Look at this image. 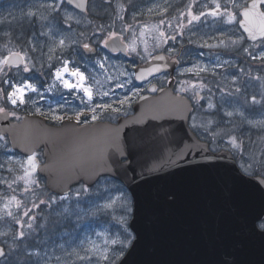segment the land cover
Wrapping results in <instances>:
<instances>
[{
    "label": "rangeland",
    "instance_id": "374dc122",
    "mask_svg": "<svg viewBox=\"0 0 264 264\" xmlns=\"http://www.w3.org/2000/svg\"><path fill=\"white\" fill-rule=\"evenodd\" d=\"M245 2L89 0L87 13H79L62 0H0V72L15 50L27 53L32 72L58 59L47 83L22 69L13 71L12 80L0 75V98L5 96L14 113L55 123L111 120L130 113L146 88L135 83L134 66L160 51L176 53L179 88L194 101L192 128L212 150L230 149L240 168L252 174L251 150L227 131L216 132L206 118L213 112L236 118L259 131L264 144V68L251 67L248 59L240 65L232 57L254 52L263 61L253 65L264 64V42L258 50L243 49L235 15ZM114 34L127 42L126 54L106 50L104 42ZM86 41L97 46V56L83 53ZM158 79L167 84L165 76ZM41 158L40 152L18 154L0 134V243L7 249L0 264H115L133 239L128 190L104 177L53 195L37 173ZM34 202L47 212L43 224Z\"/></svg>",
    "mask_w": 264,
    "mask_h": 264
},
{
    "label": "water",
    "instance_id": "95a60500",
    "mask_svg": "<svg viewBox=\"0 0 264 264\" xmlns=\"http://www.w3.org/2000/svg\"><path fill=\"white\" fill-rule=\"evenodd\" d=\"M85 13L88 0H62ZM264 0L240 10L246 38L264 37ZM92 48L91 45L87 46ZM110 53H127L121 34L105 41ZM12 52L7 65H20ZM175 56L157 52L133 69L137 85L169 73L166 86H148L132 113L116 121L50 123L24 113L17 121L0 110V134L23 156L41 150L37 173L55 195L93 186L101 177L120 182L132 198L134 238L116 264H264V176L244 173L229 149H210L189 125L190 98L174 91ZM6 250L0 243V259Z\"/></svg>",
    "mask_w": 264,
    "mask_h": 264
},
{
    "label": "flooded vegetation",
    "instance_id": "af4514ba",
    "mask_svg": "<svg viewBox=\"0 0 264 264\" xmlns=\"http://www.w3.org/2000/svg\"><path fill=\"white\" fill-rule=\"evenodd\" d=\"M250 0H246V2H245V4H243L242 6H241V8L242 7H244V6H246L247 5V3L249 2ZM262 9L264 10V4H262ZM241 8L239 9V11H237V15H235V16H238L237 17V27H238V29L240 30V33L242 34V42H243V49H244V51L245 50H248V49H250V47H253L254 46V48H256L257 50L261 47V44L264 42V37L262 38V39H259V40H257V41H250V40H248L247 38H246V36L244 35V33L241 31V29H240V27H239V20H240V10H241ZM30 37H31V35L29 36V38H28V40L27 41H29L30 40ZM88 45H90V42L89 41H86V42H84V43H82L81 44V49H82V51H83V53L86 55V56H97L98 55V49H97V46L96 45H91L92 46V48H88L87 46ZM12 52H17V53H20L22 56H23V63L22 64H20V65H7L6 63H5V59H6V57L10 54V53H12ZM12 52H10L6 57H5V59H4V68H3V70L4 71H1L0 73V75H3V76H5V79H10V80H12L13 78H16V76L13 74L14 72L13 71H15L16 69H22L23 70V72H24V75H30V74H33V76H32V78H35V80L37 81V82H41V83H47V82H50V80H51V77H52V74H53V71H54V69L58 66V59H53L49 64L47 63V62H44L43 64H42V67L38 70V71H30L31 69H30V67L28 66L27 68H26V61H27V53L24 51V50H22V51H18V50H15V51H12ZM168 54H170L171 56H175L177 59H178V61H179V64L181 65V61H180V58H179V54H176V53H169V52H167ZM253 54V55H252ZM232 57L233 58H236L237 59V61H238V63L240 64V65H242V63H245V61L244 60H246V59H248V60H256V61H263L261 58H257L258 56H256V55H254V52H251V54L250 53H247V51H245L244 53H243V55L242 56H239V55H236V54H234V55H232ZM242 57V58H241ZM241 59H244V60H241ZM139 63V62H138ZM249 64V63H248ZM247 64V65H248ZM177 71V70H176ZM175 71V73H174V78H175V91L176 92H178V93H186L184 90H182V89H180L179 88V77H178V73ZM161 76H165L166 78H167V82H168V80L170 79V76H169V73H163V74H160V75H158V76H155V77H153L152 79H150V81H148V82H146V83H144L143 85H142V87H146L145 88V90L142 92V93H144L146 90H147V87L151 84V83H156V85H157V87H161V86H164V85H166V84H161L162 82H160L159 81V79L158 78H160ZM33 81H34V79H32ZM4 81V80H3ZM6 81V80H5ZM5 90V89H4ZM193 101V100H192ZM194 102V101H193ZM6 103H7V99L5 98V96H1V98H0V110H3V109H8L9 110V112H10V115H11V119L12 120H14V121H17V120H19L20 119V117H21V115H22V113H20V114H17V113H14L13 112V110L11 109V108H7L6 107ZM43 117V116H42ZM45 118V117H44ZM45 119H47V118H45ZM117 119V117L116 118H114V119H111L112 121H114V120H116ZM110 120V119H109ZM58 123V122H57ZM40 152H41V150H40ZM42 160H43V157L41 158V161L40 162H42ZM40 162H38V163H40ZM44 179V178H43ZM43 188H45L46 190H48L47 188H46V185H45V179H44V183H43ZM47 192H49V191H47ZM50 193V192H49ZM43 203H40V202H34V205H33V207H34V209H36V210H38L39 208V211H38V220H40L39 222H41L42 224H43V222H46V221H48L49 220V218H48V216L46 215V211H44L45 213H42V205ZM41 205V206H40ZM262 222H264V220L263 221H261V222H259L258 223V226L260 227V228H264V226H262L261 224H262Z\"/></svg>",
    "mask_w": 264,
    "mask_h": 264
},
{
    "label": "trees",
    "instance_id": "16d2710c",
    "mask_svg": "<svg viewBox=\"0 0 264 264\" xmlns=\"http://www.w3.org/2000/svg\"><path fill=\"white\" fill-rule=\"evenodd\" d=\"M249 61V65L251 67H257L258 69L264 68V64L262 65V63H258V66L253 65L256 62L261 61L251 59ZM208 117H210V120L212 119L210 123H212L211 125L215 127L214 130L216 132L224 131L225 133V131H227L226 134L233 135L238 141H240L242 148H249L251 150L250 160L253 161L254 164L253 173L264 174V144L261 142V133L259 131L249 130L244 122L240 123V121L236 118L224 119L223 117L217 115L216 112H213L211 116H206L207 119Z\"/></svg>",
    "mask_w": 264,
    "mask_h": 264
}]
</instances>
